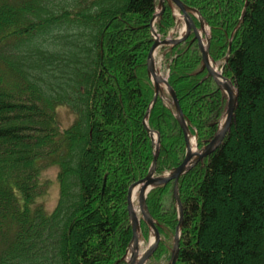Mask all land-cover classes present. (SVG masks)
I'll return each instance as SVG.
<instances>
[{
	"label": "trees",
	"instance_id": "trees-1",
	"mask_svg": "<svg viewBox=\"0 0 264 264\" xmlns=\"http://www.w3.org/2000/svg\"><path fill=\"white\" fill-rule=\"evenodd\" d=\"M181 1L210 27V56L238 100L223 142L179 180L176 264H264V0ZM157 6L0 0V264H127L128 192L156 153L149 129L160 134L157 175L181 165L187 151L174 106L160 96L150 110ZM178 25L167 4L158 36ZM159 54L202 149L221 126L227 95L203 67L194 33ZM62 107L74 117L67 127L58 120ZM50 167L60 189L52 211L40 204ZM147 205L161 240L146 264H161L178 224L174 181L154 188ZM141 232L149 238L143 220Z\"/></svg>",
	"mask_w": 264,
	"mask_h": 264
},
{
	"label": "water",
	"instance_id": "water-1",
	"mask_svg": "<svg viewBox=\"0 0 264 264\" xmlns=\"http://www.w3.org/2000/svg\"><path fill=\"white\" fill-rule=\"evenodd\" d=\"M166 1L169 2L171 8L173 7V5H175L177 9L180 11V13H182L186 21L187 30L185 34L181 35L177 39L167 38L162 41L158 36V33L155 30L154 26L158 21L159 16L166 9V3H165ZM160 8H161L160 12L156 13L151 21L152 32L155 36V43L153 44L148 56V73L155 86V96L151 104L150 110L160 96L163 99L166 97L165 92L167 91V93L170 96V98H167V101L171 103L175 108L176 118L180 123V126L183 130L186 139L187 151H186V157L184 161L181 163V165L176 167L170 173L157 176L156 168H157V160L160 150V134L158 132L149 129L148 126V120L150 116V110H149L145 119V125L146 127H148L150 135L156 145V153L152 167L148 175L144 179H141L135 182L134 184H132L128 192V209H129V214L133 229V238L130 243L128 252L124 257V260H126L128 264H146V262L154 255V253L158 249L161 236L158 229V224L154 220L153 216L151 215L148 209L147 197L154 188L162 185H166L172 181H174V197L177 203L179 214H178V224L176 228L175 241H174L175 244L173 248L171 264L177 263L179 258L180 239L183 228V203L179 195V180L184 174L190 171L199 161L210 156L217 149V147L223 142L224 138L226 137L228 131L231 128V124L238 100V91L236 86L222 72L218 71V68L215 67L214 62L211 59L209 52L210 35L207 34V39L205 42L203 34L206 33L205 26H207V23L202 17L201 13L197 9L187 6L181 0H160ZM193 13H196L199 16L200 18L199 21L201 22V28H198L197 25L195 24L192 18ZM191 33L195 34V39L198 41V45L202 54L203 67L208 70L209 75L216 80L218 85L226 92V95L228 97L227 112L223 124L220 126L214 138L200 151L194 150L192 143L194 142V140L197 143V138L196 137L194 139L191 138L189 126L185 119L182 108L178 102L176 93L171 87L168 78L164 77L161 74V72L158 70L156 63V55L158 49L161 46L179 43L184 39H186ZM134 192L138 194L139 212L141 213V218L139 217L138 212L134 208V203H133ZM141 220H143L151 228L154 234V238L151 240V243L149 244L145 252L140 251V231H141L140 221Z\"/></svg>",
	"mask_w": 264,
	"mask_h": 264
},
{
	"label": "rangeland",
	"instance_id": "rangeland-1",
	"mask_svg": "<svg viewBox=\"0 0 264 264\" xmlns=\"http://www.w3.org/2000/svg\"><path fill=\"white\" fill-rule=\"evenodd\" d=\"M165 3L169 5L168 1H166ZM172 8H173L175 14L176 13L178 14V18L181 21L180 22V26L178 27V32H179V34L183 35V34L186 33V30H187L186 29V21H185L184 17L182 15H180V13H179V11H178V9H177V7L175 5H173ZM160 10H161V8H160V0H158V7H157V10H156V13H159ZM192 15L196 16L197 18H199V16L196 13H193ZM199 23L200 24L197 27L201 28V22H199ZM205 27H206V33H204L203 36H204V40L206 42L207 34L209 35L210 31H209V27H207V26H205ZM172 34H173V32H172ZM169 38H171V37H169ZM157 58H158V60H157V62H158V70L161 72V74L164 77L167 78L168 77V71L165 70L164 67H162V64H161L162 58H161V55L159 54V51H158ZM215 67L218 68L219 72H223L222 69H220L218 67V65L215 64ZM165 93H166L165 96H169L167 91ZM226 112H227V110H226ZM226 112H225V115H226ZM57 115H58V120L60 121L61 125L64 126V127L69 126L74 120V117L72 116L70 111L68 109L64 108V107L58 109ZM225 115H224V119H225ZM194 142L192 143V146L194 147V150L200 151L201 149H199L198 146H197V143L196 142L194 143ZM42 178H43V180L45 182L48 183V185H47V189H48L47 191L48 192H47V194L44 197L41 198L40 204H43L46 207L47 210L52 211L55 208V206L57 205V202H58V199H59V194H60L57 168L56 167H50V168L44 170L43 174H42ZM133 203H134L135 210L138 212L139 217H141V214L139 212L138 194H137L136 199H135V201ZM149 229H150V233H149L150 236H149L148 239H144L143 236H142V232L140 231V249H141L140 251L141 252H143L144 249H146L149 246V244L151 243V240L154 238V234H153V232H152L150 227H149ZM175 234H176V230H175ZM175 234H174V237L172 239V245L170 247L171 257H170L169 260H164L161 264H171V259H172V255H173V248H174V244H175V242H174L175 241Z\"/></svg>",
	"mask_w": 264,
	"mask_h": 264
},
{
	"label": "bare ground",
	"instance_id": "bare-ground-1",
	"mask_svg": "<svg viewBox=\"0 0 264 264\" xmlns=\"http://www.w3.org/2000/svg\"><path fill=\"white\" fill-rule=\"evenodd\" d=\"M195 143V142H194ZM136 196H137V193L136 192H134V194H133V201H135V199H136ZM147 249V248H146ZM146 249H144V252H145V250ZM141 250V249H140Z\"/></svg>",
	"mask_w": 264,
	"mask_h": 264
}]
</instances>
